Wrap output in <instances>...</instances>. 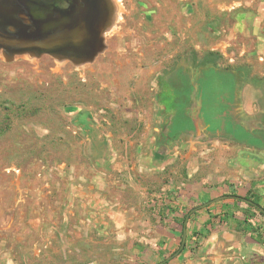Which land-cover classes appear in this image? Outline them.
Returning <instances> with one entry per match:
<instances>
[{
  "label": "rangeland",
  "instance_id": "rangeland-1",
  "mask_svg": "<svg viewBox=\"0 0 264 264\" xmlns=\"http://www.w3.org/2000/svg\"><path fill=\"white\" fill-rule=\"evenodd\" d=\"M110 2L91 61L0 49V264H159L188 215L166 264L203 256L204 216L264 238L237 199L264 208V0Z\"/></svg>",
  "mask_w": 264,
  "mask_h": 264
},
{
  "label": "water",
  "instance_id": "water-1",
  "mask_svg": "<svg viewBox=\"0 0 264 264\" xmlns=\"http://www.w3.org/2000/svg\"><path fill=\"white\" fill-rule=\"evenodd\" d=\"M110 3V0H0V49L91 61L104 48L103 35L113 12ZM225 198L211 200L192 213ZM238 199L264 214V208L253 201ZM188 218L189 215L180 250L159 264H166L184 249Z\"/></svg>",
  "mask_w": 264,
  "mask_h": 264
},
{
  "label": "crops",
  "instance_id": "crops-1",
  "mask_svg": "<svg viewBox=\"0 0 264 264\" xmlns=\"http://www.w3.org/2000/svg\"><path fill=\"white\" fill-rule=\"evenodd\" d=\"M246 51L248 50L243 47L240 56ZM216 72L225 73L220 70H216ZM231 73V76L234 77L236 82V86L233 93L234 98L232 97V100H230L229 106L237 105L240 111V109L244 107L242 104L245 103L246 109H249V102L256 99V97H258L257 91L261 90L250 81L251 78L246 72L232 71ZM240 101H242V103ZM239 111L238 116L241 118L245 133L248 135L257 133L256 128L251 125L253 121L251 117L242 115ZM218 132L220 133V131ZM259 146L261 145L259 144ZM262 146L264 147V143H262ZM226 187L228 188L227 185ZM228 193L229 192H225L227 195H220V197L226 196L225 199L235 198L234 196L228 195ZM238 198L239 197H237V199ZM232 207L234 208L233 211L236 209L243 211L241 210V205H234ZM241 221L244 223L242 227H238L234 231H230L228 228L212 229L213 225L210 223V217L204 216L203 219L196 224L198 229L201 228V224H206L204 230H209V236L202 250L203 256L199 259L188 260L185 264H192L193 261V264H264V238L260 240L258 233H254L250 220L245 214Z\"/></svg>",
  "mask_w": 264,
  "mask_h": 264
},
{
  "label": "trees",
  "instance_id": "trees-1",
  "mask_svg": "<svg viewBox=\"0 0 264 264\" xmlns=\"http://www.w3.org/2000/svg\"><path fill=\"white\" fill-rule=\"evenodd\" d=\"M207 61V63H209L210 62V60H206ZM255 207V206H254Z\"/></svg>",
  "mask_w": 264,
  "mask_h": 264
}]
</instances>
